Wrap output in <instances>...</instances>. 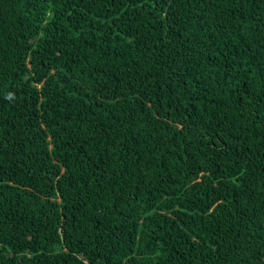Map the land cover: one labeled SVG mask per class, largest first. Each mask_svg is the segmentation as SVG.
<instances>
[{
	"label": "trees",
	"instance_id": "16d2710c",
	"mask_svg": "<svg viewBox=\"0 0 264 264\" xmlns=\"http://www.w3.org/2000/svg\"><path fill=\"white\" fill-rule=\"evenodd\" d=\"M0 264H264V0H0Z\"/></svg>",
	"mask_w": 264,
	"mask_h": 264
}]
</instances>
